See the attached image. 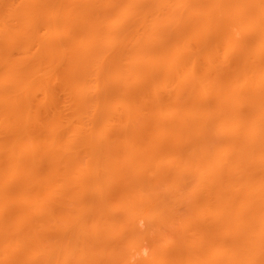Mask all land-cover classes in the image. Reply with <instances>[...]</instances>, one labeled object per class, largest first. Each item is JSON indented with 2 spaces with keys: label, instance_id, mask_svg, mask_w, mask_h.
<instances>
[{
  "label": "bare ground",
  "instance_id": "6f19581e",
  "mask_svg": "<svg viewBox=\"0 0 264 264\" xmlns=\"http://www.w3.org/2000/svg\"><path fill=\"white\" fill-rule=\"evenodd\" d=\"M8 1L10 2L8 3ZM15 1L18 3H15ZM100 1L103 2L102 5L110 1L107 7L114 8L117 13L125 8L132 11L131 14L133 13L131 25L126 24L125 27L123 26L124 28L120 29L121 32L119 30L109 31L107 34L109 36L111 34V37L114 35L112 38L114 42V38L118 39L119 44L116 41L114 46L118 45L121 49L117 48L120 55L116 54V56L118 55L116 62L119 60L117 63L123 64H121L122 68L119 65L120 63L118 65L122 70L123 67L126 68H124L127 71H124L126 75L123 72V81H115L117 85L112 84V82L107 84L106 82V89L102 85L105 91H120L118 94L121 99H126H124L125 105L123 104V106H126L127 111L124 107L125 109H122L124 113L119 111L116 113L112 110L113 114L109 113L111 108L105 100H108L110 94L103 92L104 90L100 86H98L99 88L97 87L99 94L98 92L96 94L95 91L91 93L92 88L96 90V87H92L94 83L90 84L92 78L89 79L90 81L86 78L88 76L94 77L95 74L96 78L99 77V74L101 76L104 73L101 76L102 80L106 81L108 78L111 80L105 74L110 72L109 68V70L106 69L109 66L101 62V56L99 57L98 53L99 46L101 47V44H104L102 41L103 39L105 41L106 34L103 35L100 32L105 26L104 19L101 20L103 18L102 15L92 14L97 3H93L92 0H6V6L4 3L2 7L0 5V209L2 211V213L0 211V236L4 235L1 232H6L12 226L17 229V232L24 234L25 237L28 233L29 237L32 236V233L34 237V231L36 232V229H39L40 223H42L40 219L42 218V213L40 212L42 202H45L44 198L47 200V195L52 194L51 196H53L55 192L57 160L63 163L66 158L64 155L58 156V144H56V141L63 132L67 131V129L70 130L69 122L76 120L83 123L86 120L89 124L91 120V124L97 121L93 125H97L99 122V124L103 122L112 123L113 126L118 127L113 135L140 138L146 135L155 136L159 132L156 129V127H159L158 122L161 124L167 120L171 125L174 124L172 131L174 134H171V136L183 140L186 139L184 146H188L189 149L198 150L200 148L192 175V179L194 177L200 184L199 189L201 190L196 193V200H198L199 204L206 203L209 207L213 206L220 209L217 213H215L216 210L213 212L210 209L213 214L208 213L191 218L189 223L179 228L177 233H180L182 238L194 240L193 242L198 245V249H203L204 247L206 250L207 247H216V250H214L215 252L217 251L216 254L219 257L218 264H241L244 258L241 261L238 254L244 250L242 249L244 247L245 250L250 252V254L247 252L250 255L249 260L253 264H261L264 257V228L258 230L256 222L258 217L262 219L264 217V0H213L214 3H211L212 0H202V4L200 0L197 3V0H192L194 1L193 3L191 0H178V2L174 0L173 2L175 3L173 4L172 0ZM16 4L18 6H15ZM211 4L216 5L211 6ZM200 5L201 9H198ZM204 6H207L206 10L207 8L209 9L205 11ZM214 6L216 12L212 11L213 9L215 10ZM108 9L111 10L110 8ZM203 10L204 13L210 10L212 15L208 12L209 14L205 13L208 17L205 16ZM34 19L37 20H35L36 26H34ZM32 21L34 22L32 23ZM251 21L256 24H252L255 25L253 26L254 28L252 25L249 28ZM38 24L40 25L38 26ZM108 24L110 25V23ZM61 26L67 30V32L65 31V37H60V34L56 33V31L61 29ZM43 28L46 30H43ZM131 28L134 30L138 29L142 36L137 30L134 31ZM217 29H220V33L217 32ZM235 29L237 30L235 31ZM223 30H225V33ZM238 31L241 37L237 36ZM99 32L100 35H98ZM125 32L128 35H125ZM93 33L97 34L94 35ZM86 36H89V40L86 39ZM126 36L128 37L126 38ZM111 37H109L110 39L108 38L109 44L112 40ZM119 39L122 40L119 41ZM122 41L123 44L121 46L120 42L122 43ZM218 41L220 42L217 43ZM237 41L239 44H237ZM222 43L226 45H223L224 50L221 53V51H218L219 45L217 46V44ZM16 44H18V47ZM235 45L238 46L236 47ZM212 46L213 49L211 48ZM16 47L18 48L17 50H15ZM111 47L112 49L108 48L110 50L108 51L114 53L116 51L115 47L113 48V45ZM231 47L232 49H230ZM168 57L169 60H165ZM170 57L172 58L170 59ZM173 57H176L173 60L175 62L172 61ZM104 58L106 57L104 56ZM170 67H172V70ZM179 69L183 71H177ZM169 71L170 73H168ZM160 72L162 74H159V78L157 74ZM187 72L188 75L185 74ZM259 72L263 75L259 76ZM160 75L166 78L163 80L164 82ZM126 76L128 79L125 78ZM145 76H147L148 80H146V84L139 83L138 78ZM59 78L62 79V82H60L61 79L59 80ZM86 80L89 82V87L86 86ZM196 84L199 85L198 89L203 88V91L207 87L208 89L205 93L209 89L211 93L204 94L203 91L205 96L198 93L197 95L191 94V90L197 88ZM59 85L65 90L60 88ZM90 87L91 90H89ZM108 87L110 88L109 90ZM86 88L89 90L88 93L91 91V94L86 93ZM101 88L102 90H100ZM56 89L57 91H55ZM124 89L126 91H121ZM128 90L129 92H127ZM223 91L226 93H223ZM62 92L66 94L64 95ZM100 92L105 96L101 95ZM39 93L40 95H38ZM130 93L131 99L129 100ZM127 94L128 96H126ZM210 94L214 97H211ZM60 95H64V97ZM142 95L145 97L142 98ZM103 97L106 104L101 101ZM137 98H140L142 102H138ZM148 98H155L154 100L152 99L153 105H148V102L151 101ZM242 99L245 101L241 102L243 101ZM58 100L63 101V104L67 105L66 107L71 113V120L65 124L64 121L63 123L60 122L62 118L61 114L59 115L60 108L58 105L60 101ZM128 100L129 102H127ZM133 102L137 104L133 106ZM69 103H71V106L68 105ZM91 103L94 104L92 105L93 107L99 106L98 109L97 107V110L90 109ZM139 103H143V107ZM144 103L148 106H145ZM240 104H244V106ZM106 105L109 107H106ZM168 105H174L181 111L177 109L179 111L178 115L171 114V119H169L170 116L165 118L168 113L164 110ZM101 106L102 108L105 107V113H102L104 110L101 109ZM148 107L149 109H147ZM51 108L55 110L53 111ZM89 109L94 110V114ZM130 109L133 112L132 110L130 112ZM185 109H188L186 111L188 113L189 109L197 110L196 112L200 113L196 115L201 118L191 114L192 116L182 119L183 115L180 113L185 111ZM87 110L90 112L91 117ZM38 111L39 113H37ZM71 111H73V114ZM106 112H108V115ZM214 112L216 113L214 114ZM115 114L114 118L113 115ZM183 114L185 115V112ZM202 114H209L210 116L203 117ZM46 115L47 117L42 119V116ZM94 115L97 120L93 117ZM117 115L121 116L117 117ZM137 115L140 117L138 118ZM144 115L150 116L152 121L149 120V123L151 122V125L155 127L145 125L146 130L145 126L139 123L141 119L147 118ZM103 116L104 119H101L100 117ZM240 119L242 121L249 119L251 126L241 125ZM118 121L119 123H117ZM238 122L242 127L238 125ZM47 124L49 128L46 130L45 125ZM116 124L119 125L117 126ZM220 125L222 128L225 127L226 129L228 127L230 130H223L224 128L220 127L221 129L218 131L216 128H219ZM209 126L211 128L217 127L214 128L215 131L213 130V132ZM141 129L142 131H140ZM73 132L74 135L78 133L77 130ZM104 133H106L105 136L109 135L107 131ZM157 135L162 137L166 146L171 144L166 135L162 133ZM228 142L233 148L236 145L238 146L236 149L240 151L233 149L237 151L236 157H234L232 149L233 154L224 147L225 144L228 145ZM230 145L227 147L230 148ZM42 163H44L43 167ZM173 173L175 174L174 177H176V173L182 175L186 172L176 168L168 174ZM182 178L183 176H181ZM187 178H190V176ZM122 182L125 184L126 181ZM121 184L120 188H122ZM126 184V186L123 185L124 188L130 185L129 183ZM133 184L135 185L136 183L133 182ZM47 187L49 188L46 189ZM124 188L121 189L122 194H127V189L125 188L124 190ZM43 195L45 196L43 197ZM251 196L259 197L251 203L249 202ZM18 201H20V204ZM40 201H42L41 205ZM161 219H163L162 221H167L163 217ZM6 220L8 223L4 222ZM10 222L14 225H9ZM17 222L19 224H16ZM137 222L139 223L140 221ZM161 224L163 223L161 222ZM165 226L168 227L170 225ZM162 227L165 228L163 225ZM130 228V231L134 234L137 227L130 224ZM173 228L171 229L175 232V227ZM169 229L165 230L169 231ZM176 230L178 229L176 228ZM34 239L36 240L35 237ZM35 240L34 242H36ZM180 240L183 239L180 238ZM31 243H33L32 240ZM182 243L177 240L175 246ZM241 255L243 254L241 253ZM190 256L194 257L193 255ZM247 259L246 261L248 262ZM250 261L248 264L251 263ZM247 262L242 264H247Z\"/></svg>",
  "mask_w": 264,
  "mask_h": 264
},
{
  "label": "rangeland",
  "instance_id": "374dc122",
  "mask_svg": "<svg viewBox=\"0 0 264 264\" xmlns=\"http://www.w3.org/2000/svg\"><path fill=\"white\" fill-rule=\"evenodd\" d=\"M142 1H140V2H142ZM173 1L174 0L171 1L172 4L175 2H178V0L175 2H173ZM201 1L202 0H200V3H201ZM5 2H6V0H3V1L0 0L1 7L3 6V3L6 6L7 3H5ZM9 2L10 1H8V3ZM92 2L97 3V5H98L97 8H96L97 5L94 7L95 11H92V14L93 15H99V16L102 15L103 18L101 20L104 19L103 21H105V26L102 28V31H100L99 28H98V30L100 32H102L103 35L106 34V36H105L106 43L108 42V38L111 37V34H110V36L107 35L109 31H118L119 30V32H121L120 29L122 30V28H124L126 24H130L132 22V19H133L132 18L133 13L131 14L132 11L125 8L121 11H118V13H117V11L115 12L114 8L107 7L108 3H110V1L108 3H104L103 4L104 6L102 5L103 2H101L100 0H94V1L92 0ZM191 2L193 3L194 1L191 0ZM197 2H199V1L197 0L196 3ZM15 3H18V2L15 1ZM188 3H190V2H188ZM211 3H214L213 0ZM213 5H216V4H213ZM213 5L211 4V6H213ZM15 6H18V4H16ZM199 7L200 8H198V9H201V5ZM204 7L203 8L205 9V11H207L209 9V8H207V10H206L207 6H204ZM216 7H218V6H216ZM108 8H110L111 10H109ZM214 8H215V6H214ZM210 10H211V8H210ZM210 10L208 11L209 13L211 12ZM212 11L216 12V8H215V10L213 9ZM208 12H205V13H208ZM203 13H204V10H203ZM107 15H109V16H107ZM125 15H127V16H125ZM128 15H130V16H128ZM205 16H207V15L205 14ZM118 18H119V20H118ZM210 18H212V17H210ZM40 19H42V18H40ZM35 20L36 19H34V21ZM34 21H32V23ZM36 21L34 22V26L37 25V24L35 25ZM106 23L107 24L110 23V25L109 24L107 25ZM217 23H219V22H217ZM253 23H254L253 21H251V23H249L250 24L249 28ZM111 24L113 27L111 26ZM39 25L40 24H38V26ZM117 25H119V27H117ZM121 25H122V27H121ZM255 25H252V27ZM252 27H251V29H252ZM221 28H222V26H221ZM224 28H225V26H224ZM224 28H222V29H224ZM131 29H133V28H131ZM39 30H41V29L39 28ZM43 30H46V29L43 28ZM136 30H137V32L139 31L138 29H136ZM136 30H134V31H136ZM219 30L217 32H219ZM236 30L237 29H235V31ZM58 31H56V33H58V35L60 34L59 35L60 37H65L67 30L64 27L61 26V29H59ZM125 31H126V28H125ZM129 31H131V30H129ZM96 32H98V31H96ZM100 32L98 35H100ZM223 32L225 33V30H223ZM42 33H43V31H42ZM102 33H101V36H102ZM133 33H135V32H133ZM96 34H94V35H96ZM237 34H238L237 35L238 37H241V36H239V31ZM125 35H128V34L126 33ZM135 35H136V33H135ZM140 35L142 36V34H140ZM113 36L114 35H112L111 39L113 38ZM219 36H221V35H219ZM86 37H87L86 39L89 40L88 39L89 36H86ZM127 37L128 36H126V38ZM126 38H124V39H126ZM129 38H130V36H129ZM86 39H85V41H87ZM114 40H115V42L117 41L116 43L119 44L118 39L114 38ZM121 40L122 39H119V41H121ZM222 40H220V41H222ZM105 41L103 39L102 42H104V44H101V47L99 46L98 53H99V57L101 56L100 57L101 62L104 64H107L109 66L106 69L107 70L110 69V72H106L105 74H107L111 80H109V78H108L109 81L106 79H105L106 81L102 80L101 76L104 75L103 72H102L103 74L101 76L99 74V77H96V78H95L96 74L94 75V77L93 76L92 77H90V76L86 77L87 80L92 78L90 84L94 83V84H92V87H96V90H97L98 86H100L102 88L105 86V89H106V87H107L106 82H107V84L112 82V84L117 85V82H115V81H123V78H124L123 76L126 75V72H127L126 70H124L125 67H123V70L120 69L122 63H120V62H119L120 64L117 63L119 60L116 62V59L118 58V55L116 56V54L120 55V53L118 52L119 49H117V48L121 49V47H119L117 44H116L117 46H114L115 42L112 39L110 42L112 43V41H113L112 45H113V48L115 47L116 51L113 50L115 52L110 53L109 51L112 49V47H111L112 45L110 46L111 43L109 44V42L106 44ZM211 41H213V40H211ZM220 41H218L217 43H219ZM238 41H237V44H239ZM213 42H212V44H213ZM226 43H227V41H226ZM231 43L233 44V42H231ZM120 44L122 46L123 41H122V43L120 42ZM16 45L18 47V44H16ZM223 45H224V43L217 44L218 51L219 52L221 51V53L224 50ZM243 45H242V49H243ZM246 45H248V44H246ZM72 46H73V44H72ZM230 46H232V45H230ZM235 46L237 47L238 45H235ZM17 47L15 48V50L18 49ZM250 47H251V44H250ZM211 48L213 49V46ZM230 49H232V47ZM1 50L3 51V49H1ZM216 50H217V48H216ZM236 50H237V48H236ZM104 56L106 58H104ZM102 58H104V59H102ZM171 58L172 57H170V59ZM175 58L173 57L172 61ZM165 60H169V57H168V59H165ZM172 61H171V63H172ZM166 62H169V61H166ZM173 62H175V61H173ZM176 63H178V62H176ZM118 64L120 65V67ZM176 65H178V64H176ZM179 67L182 68L180 65H179ZM170 68L172 70V67H170ZM170 68H168V69H170ZM188 70H189V68H188ZM124 71H126V72H124ZM170 71L168 73H170ZM177 71H183V70L179 69ZM123 72L125 73L124 75H122ZM188 72H190V71H188ZM188 72L185 74L188 75ZM99 73H101V72H99ZM110 74H112L111 75L112 77L110 76ZM128 74H129V72H128ZM128 74H127V76H128ZM159 74H162V73L161 72L158 73L157 77H159ZM190 74H191V72H190ZM261 75H263V74L260 73L259 76H261ZM127 76L125 77L126 79H128ZM164 76H161L162 81L166 79ZM146 77L147 76L142 77V78L139 77L138 82L141 84H146V80H147ZM151 77H152V75H151ZM61 78H59V80ZM62 79L60 82H62ZM66 79H67V77H66ZM87 80H86V82H87ZM127 82H128V80H127ZM64 83H66V82H64ZM64 83H60V84H64ZM66 84H64V85H66ZM86 84H87L86 86L89 87V85H88L89 82H87ZM102 85H104V86H102ZM196 85H197V88L194 90H191V92H190L191 94H193V95L194 94L197 95V93L203 94V91H204V94H207L210 92V89H209V91L207 93H205L206 90L208 89L207 87H205L206 90L202 91L203 88L198 89L199 85L198 84H196ZM56 88H58V87H56ZM60 88H62V87L60 86ZM102 88L100 90H102ZM62 89H64V88H62ZM93 89L94 88H92V90H91V87H90L89 90L92 91V92L91 91L90 92L94 93V91H95V93L97 94L99 89L97 91L95 89L94 90ZM109 89L110 88L108 87V90ZM58 90H61V89H58ZM86 90H87V88H86ZM89 90H87L86 93H88ZM103 90H104V88H103ZM129 90L127 92H129ZM55 91H57V89ZM121 91L124 92V91H126V89L121 90ZM201 91H202V93H200ZM103 92H108V91L104 90ZM108 93L110 94V96L107 93H105L109 96L108 100H105V101H107L109 103L108 105H110L111 109L108 108L110 110V112H109V110H107V111L109 113H112L111 110L115 111L116 113H118L117 111L124 113V111H122V109L126 108V106H123V104L125 105V103H124L125 98L123 100L121 99V96L118 94V93H120V91L119 92L109 91ZM223 93H226V92L223 91ZM231 93H232V91H231ZM56 94H57V92H56ZM62 94H64V93L62 92ZM98 94H99V92H98ZM38 95H40V93ZM38 95H37V98H38ZM64 95H60V96L64 97ZM101 95H104V94L101 93ZM145 95L148 96L147 94H145ZM210 95H211V97L213 96L212 94H210ZM219 95H221V94H219ZM230 95H228V96H230ZM126 96H128V94ZM152 96H153V94H152ZM155 96H156V94H155ZM65 97H68V96H65ZM143 97H145V96L142 95V98ZM191 97H192V95H191ZM58 98H59V96H58ZM208 98H209V96H208ZM60 99H62V98H60ZM105 99H107V98H105ZM130 99H131V93H130L129 100ZM150 99H151V101H149ZM150 99L148 100L149 101L148 105L149 104L153 105L154 104L152 102L153 98H150ZM129 100L127 102H129ZM58 101H60V104L58 103L59 104L58 106L60 108L59 115L61 114V118H62V121H60V122L63 123V121H64V124H65V123H67V121L71 120V113H70V110L67 109V107H66L67 105L65 106L63 104V101H61V100H58ZM64 101H66V100H64ZM101 101H103V103H105L104 97ZM139 101L142 102V100H140V98L138 99V102ZM226 101H228V100L226 99ZM244 101L245 100H243L241 102H244ZM56 103H57V101H56ZM70 104L71 103H69L68 105H70ZM136 104H134V102H133L132 105L134 106ZM146 104H147V102H146ZM92 105H94V104L91 103L92 108L91 107H89V108L90 109H96L97 106L93 107ZM100 105H102V104H100ZM108 105H106V107H109ZM139 105H142V107H143V103L142 104L139 103ZM144 105H145V103H144ZM148 105H145V106H148ZM240 105L244 106V104H240ZM246 105H247V103H246ZM248 106L251 107V105H249V104H248ZM98 107H97V109H98ZM104 108H102V106H101V109L104 110V112H102V113H105ZM129 108H131V107H129ZM51 109L53 111L55 110L53 108H51ZM69 109H71V108H69ZM90 109H89V111H92V113L94 114L95 111L90 110ZM144 109H145V107H144ZM147 109H149V107ZM177 109H178V107H175L174 105L173 106L168 105V107L165 108V110L163 109L164 111H166L168 113L167 114L165 112L167 114V115L165 114L166 115L165 118L170 116L169 119H171V116L173 114L179 113L178 110H180V109H178V110ZM103 110H101V111H103ZM125 110L127 111V108ZM131 110L132 109H130V112H131ZM137 110H138V108H137ZM187 110L188 109H185V111H182L180 113L183 115V116L181 115L182 119H184V117L187 118L188 116H192L193 114L196 115L197 113H200V112H196L197 110L195 111V109L194 110L189 109V113L186 112ZM89 111L87 110V112L89 113V116H90ZM128 111H129V109H128ZM71 112L73 114V111H71ZM97 112H99V111H97ZM108 112H106L107 115H108ZM132 112H133V110H132ZM184 112H185V115L183 114ZM192 112H194V113H192ZM37 113H39V111ZM51 113H52V111H51ZM134 113H135V111H134ZM215 113L216 112H214V114ZM53 114H54V112H53ZM42 115H43V112H42ZM57 115H58V113H57ZM149 115H151V114L149 113ZM207 115L210 116L209 114H207ZM207 115H203V117L207 116ZM51 116H52V114H51ZM114 116H116V114L113 115V117ZM120 116L117 115V117H120ZM196 116H198V115H196ZM43 117H47V115L42 116V119H43ZM93 117L95 118V115ZM137 117L139 118L140 116L137 115ZM141 117L142 118L147 117L146 118L147 120L145 118L141 119L139 121V123H142L144 126L149 125L150 127L151 126L155 127L154 125H151L152 124L151 122L149 123V120H151L150 116L144 115V117L143 116H141ZM179 117H180V115H179ZM194 117H192V118H194ZM198 117H200V116H198ZM86 118H88V117H86ZM100 118L104 119V116L100 117ZM138 118H136V119H138ZM176 118H178V117H176ZM189 118H191V117H189ZM200 118H198V119H200ZM77 119H78V117H77ZM95 119L97 120V118H95ZM242 119H244V118H242ZM49 120H50V117H49ZM107 120H109V119H107ZM117 120H119V119H117ZM117 120H115V121H117ZM248 120L249 119H245V121L241 120L239 122L241 125L248 127V126H251V121L250 120L248 121ZM42 121H44V120H42ZM47 121H48V119H47ZM84 121L85 122H83V123L78 122L76 120L73 122L71 121V123L69 122V124H70L69 129L70 130L67 129V131L63 132L61 134V136L59 137V139H57V141H56V144H58V148H57L58 156L64 155L66 158L63 157V158H65L63 163L60 162L59 160H57V164H56L57 167L55 168L56 187L54 186L55 187L54 195L51 196L52 195L51 194L48 196L47 194H45L48 197L47 200L44 198L45 202H42L43 199H42V201H40V205L42 202V207H40V212L42 213V218H40V219H41L42 223L38 222V223H40V227H39V229L38 228L36 229V232L34 231V237L36 238V240L33 237V233H32L31 237L28 236L29 235V233H28V235L26 236L27 238H26L24 234L19 233V231L17 232V229H14L13 226L11 228L8 226L10 229H7L6 232H1V234H4V235L0 236V264H192L194 262V260H195L194 264H218L219 263V257L216 254L217 251L215 252L216 247L215 248L207 247L206 250L204 247H203V249L202 248L198 249L197 248L198 245L194 244L195 242H193L194 240L182 238L180 233L179 234L177 233L179 231V228H182L185 225H187L191 218L197 217V216H202V215H205L208 213L213 214L210 211V209L213 212L216 210L215 213L220 211V209H217L213 206L209 207V205L206 203L199 204L198 200H196L197 199L196 193L201 191V190L199 189L200 184L198 183V181L194 177L192 179V175L194 173L193 169L196 166V158L199 154L198 150L200 148L198 150L189 149L188 146H186V147L184 146V143H186V139L183 140V139H180L178 137L171 136V134H174V132L172 133V131L174 129V126H173L174 124L171 125V123H169L167 120H165V122H162L161 124L158 122L159 127L158 128L156 127V129H158L157 131H159L158 132L159 134L162 133L169 138L168 141H169V143L171 142V144L168 146H166L163 143L162 137L157 135L158 133L155 136L154 135L153 136H147L146 135L147 137L145 136V137H140V138L139 137L136 138L134 136H132V137L128 136L126 138L123 135H120V137H118V136L113 135L116 132L118 127L113 126L112 123L103 122V123L99 124L100 123L99 122V123H97V125H93V123L97 122V121L92 120V121H94L92 124H91V120L90 121L88 120L90 122L89 124L86 120H84ZM239 122H238V125L240 126ZM117 123H119V121ZM252 123H253V120H252ZM153 124H154V122H153ZM116 125L118 126L119 124H116ZM221 125L219 126V128H216V129H218V131H220L219 129L222 128ZM61 126H62V124H61ZM149 126H147L148 129H150ZM215 127H217V126H215ZM215 127H212V128L210 127L212 129L211 131H213V130L215 131V129H214ZM230 127H232V126H230ZM240 127H242V126H240ZM45 128H46V130H47V128H49L48 124L45 125ZM119 128H120V126H119ZM223 128H222L223 130L228 129V127L226 129H225V127H223ZM145 129L147 130L146 126H145ZM145 129H143V130H145ZM74 130L78 131L77 134L75 133L76 135H74V132H73ZM105 130L107 131V133H109V135L105 136V134H106V133H104V132H106ZM228 130H230V128ZM140 131H142V129ZM117 132H119V131H117ZM41 133H43V132L41 131ZM223 143H225V142H223ZM229 145H230V143L228 142V145L225 144L224 147L229 149L231 151V153L234 151V154L233 153L232 154L234 155V157H236L235 155H236L237 151H240L239 149L238 150L236 149V148H238V146L236 145V147L233 148L230 145V148H228L227 146H229ZM231 149L232 150L236 149L237 151L236 150L232 151ZM225 151H227V150L225 149ZM229 152H227V153H229ZM43 164L44 163L41 164L42 167H43ZM176 168H180L183 172H186L189 175L186 173H183L182 175L176 173V177H174L175 176L174 173L168 174L170 171H172ZM44 169H45V165H44ZM44 173H45V171H44ZM171 175H172V177H171ZM180 175L183 176L184 179L183 178L181 179ZM186 175L190 176V178H187L188 176L186 177ZM122 181H126L125 184ZM45 182H47V181H45ZM121 182H122V184H121ZM133 182L136 183L135 185L133 184L134 186L132 185ZM126 183H129L130 185L129 184L128 185L130 187L129 186H128L129 188L125 187L127 189V191H126L127 194L126 193L122 194L121 189L124 188L123 185L124 186L127 185ZM120 184L122 185L121 186L122 188L119 187ZM44 188H45V186H44ZM48 188L49 187H47L46 189H48ZM125 188H124V190H125ZM43 191L45 192V190H43ZM53 191H52V193H53ZM45 195H43V197ZM162 196H164V197H162ZM40 197H42V196H40ZM258 197L251 196L249 199V202L253 203L254 201L257 200ZM18 203L20 204V201H18ZM213 208H215V209H213ZM220 208H223V207H220ZM0 211H1V209H0ZM1 213H2V211H1ZM1 213H0V215H1ZM162 217L167 221H162L163 220V219H161ZM258 218H257L258 221L257 220H256L257 222L255 221L257 223L256 225L258 226L257 229L262 230V228H264V217H263V219L262 218L258 219ZM260 219H262V220H260ZM14 220H15V218H14ZM137 221H140V222L138 223ZM160 221L163 224H161ZM4 222L8 223L7 220ZM10 224H13V223L10 222L9 225ZM16 224H19V223L17 222ZM130 224H131V226L133 224L134 226L137 227L134 234L130 231L131 228L129 229ZM162 225L165 228H163ZM165 225H170V226L167 227ZM176 226H178V227H176ZM169 227H171L172 229H174L173 227H175V232L171 228L169 229ZM15 228H17V227L15 226ZM160 228H162V229H160ZM176 228L178 230H176ZM165 229H169V231L168 230L166 231ZM160 231H162V232H160ZM28 237H29V240H28ZM32 237H33V239H32ZM180 238L183 240H180ZM176 239L183 242V243L181 245L175 246V242L177 241ZM31 240L33 243H31ZM34 240L38 244L36 242H34ZM207 249H209V250H207ZM242 249H244L243 250L244 252L240 251L239 252L240 255L238 254V256H240V260L242 258H244V260L242 259L243 261L241 260L242 263L247 262L246 259L248 258L247 259L248 260L247 264H248L250 261L249 260L250 259V257H249L250 252H248L249 250H245V247ZM247 252L249 254H247ZM241 253L243 255H241ZM245 253H246L247 257L245 256ZM190 255H193L194 257H191ZM262 255H263V253H262ZM215 257H216V259H215ZM245 257H246V259H245ZM263 261H264V257H263ZM263 261L261 262V264H263ZM250 264H253V263L251 262ZM254 264H257V263H254Z\"/></svg>",
  "mask_w": 264,
  "mask_h": 264
}]
</instances>
